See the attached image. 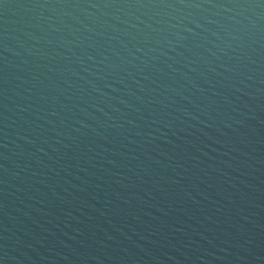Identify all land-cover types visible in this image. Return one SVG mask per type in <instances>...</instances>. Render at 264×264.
I'll return each mask as SVG.
<instances>
[{
  "label": "water",
  "instance_id": "water-1",
  "mask_svg": "<svg viewBox=\"0 0 264 264\" xmlns=\"http://www.w3.org/2000/svg\"><path fill=\"white\" fill-rule=\"evenodd\" d=\"M0 264H264V0H0Z\"/></svg>",
  "mask_w": 264,
  "mask_h": 264
}]
</instances>
